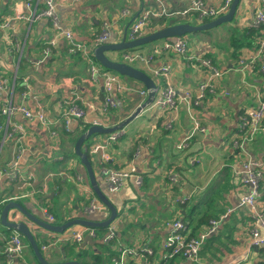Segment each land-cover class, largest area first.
<instances>
[{
  "label": "crops",
  "instance_id": "obj_1",
  "mask_svg": "<svg viewBox=\"0 0 264 264\" xmlns=\"http://www.w3.org/2000/svg\"><path fill=\"white\" fill-rule=\"evenodd\" d=\"M55 1L63 27L71 29L75 39L89 47L93 45L94 38L101 35L105 25L111 31L110 41H121L125 30L128 28L129 32L131 25L144 10L154 13L145 28V35L175 24H204L197 22L200 19L196 14L182 16L178 13L190 6V0H143L145 7L142 0ZM203 1L206 7L219 8L226 0ZM43 8L44 0H0V22L17 14L26 17L13 21L10 27L0 26V79L6 80L7 85L0 91V170L19 156V170L23 178L20 183H11L7 175L0 174V202L6 200L8 204L19 201L34 216L48 221L42 211L46 209L55 216L54 224H64L85 215L84 208L95 198L91 190L87 192L88 188H83L80 181L75 180L77 174L84 178V166L75 152L78 138L87 131L82 132L84 126L80 123L81 119H71L69 132L64 130L61 121L49 130L36 120H28L20 112L3 115L1 109L12 102L34 111L42 109L50 117L60 119L67 104L73 102L86 111V117L82 118L84 122L91 126L100 123L104 127H113L120 123L126 124L129 116L149 100L150 92L143 83L122 78L124 88L114 90L118 109L104 113L106 93L103 79L92 81L89 78L90 61L87 58L85 60L81 54H69L68 42L55 33L50 20H30L33 13ZM260 10L264 11V0H242L234 20L219 25L223 30L220 31L217 26L212 28L211 34L200 36L196 33L191 36L190 53L199 56V60H212L213 65L222 72L219 79H214L216 91L210 92L205 102L190 108L182 101L181 106L172 111L155 106L167 82L180 95L188 90L195 94L197 86L210 78L205 68H193L185 57L174 52L156 55L146 66L148 71L155 76L156 69L167 66L170 73L168 78L157 76L161 80L152 76L158 86L153 103L120 129L124 134L116 141L109 139L110 134L102 133H96L86 141L84 149L93 157L95 174L107 195H115L113 199L118 206L119 201L133 196L140 197L145 204L144 218L140 222L134 220V213L132 216L135 224L130 218L127 220L126 215L121 219L118 233L120 242L139 244L145 239L147 243L142 246L156 247V258L159 259L163 242L171 232L167 222L181 218L185 213L191 214L193 210H203L205 200L211 196L216 201L210 214L215 217L209 219L208 223L212 219H219L220 223L218 231L211 234L202 246L199 263H191L178 256L168 264H256L259 260L257 252L251 247V210L239 206L240 193L246 188L237 189L232 177L236 172H243V165L248 160L262 163V189L258 207L264 213V134H258L246 144L240 153L241 159L232 162L227 160L237 155L233 146L234 141L240 139L239 115L246 108L256 107V89L264 90V56L257 50V43L264 38V26L256 27L253 22ZM163 11L166 15H156ZM170 13L174 15H168ZM218 17L204 19L211 18L212 21ZM54 38L57 39V45L45 57L44 49ZM196 58L193 57V60ZM110 59L123 62L122 59ZM253 60L255 64L251 65ZM143 90L148 93L141 95L140 91ZM191 112L199 119L201 128L205 129L201 131L205 134L203 137L196 136V132L192 135L193 131L189 127L192 123L189 116ZM171 119H174L173 126L168 128ZM16 125L24 127L23 138L14 131ZM131 126H137V129L130 140H126ZM189 137L187 147L179 149L180 143ZM95 146L100 147V150L93 153L91 150ZM201 149L206 150L205 160L199 157ZM188 160L189 169L194 170L191 179L186 176L183 178L180 174L186 170ZM132 164L137 167V174L144 178L142 186H137L135 178L131 177L120 192H109L99 172L100 167L105 165L124 170ZM170 169H174L178 175L175 184L167 178ZM67 181L76 182L75 197L67 196L65 200L54 202L62 193L61 187L69 183ZM84 181L85 185H89L87 180ZM182 198H188L187 206L183 209L176 202ZM52 206L59 208V211ZM9 215L16 222H26L34 234H46L42 227H36L37 224L31 222L20 210L12 209ZM88 216L102 221L106 215L97 212ZM0 225L3 226L0 228V264H25L27 253L38 261L28 241L31 253L29 249L27 253L24 251L21 261L9 258L5 251L9 248L14 231L2 224L1 215ZM126 226H133L128 240ZM203 226L206 225L200 223L190 228L189 234ZM145 230L148 231L147 236H144ZM94 240L97 241L96 246L90 247L95 254L99 244L104 242L99 236ZM58 244L61 245L56 250H47L48 254L45 255L51 263L68 260L71 248H65L66 242ZM83 256L87 258L85 253Z\"/></svg>",
  "mask_w": 264,
  "mask_h": 264
},
{
  "label": "built area",
  "instance_id": "obj_2",
  "mask_svg": "<svg viewBox=\"0 0 264 264\" xmlns=\"http://www.w3.org/2000/svg\"><path fill=\"white\" fill-rule=\"evenodd\" d=\"M233 0H226L225 4L219 8L206 7L203 0H190V6L186 9L178 12L182 16H189L191 14H196L200 20H203L207 17H216L221 16L227 13L230 9ZM29 5V2H28ZM152 11L144 10L137 20L131 25L128 32V38L130 40L137 39L144 34L145 28L147 27L150 19L152 18ZM156 15H166V12L163 11L161 14ZM173 16V13L168 14ZM46 18L50 20L52 27L55 33L58 36H62L65 40L71 45L70 52L74 53L75 51H80L83 55L90 61V78L92 81H96L99 78L103 79L104 89H105V100L103 102V111L104 113H109L112 110L118 109V101L114 97V90H121L124 88L122 83L121 76L115 72L108 71L102 66H97L94 64V60L91 57L90 47L75 39L74 32L69 28H64L60 16L57 10V4L55 0H44V8L38 12L33 13L30 16V20H40ZM26 19L25 15L17 14L13 18H7L0 22L1 27H10L13 21ZM254 26L260 27L264 26V11L260 10L256 13L254 18ZM111 31L107 27H104L101 35L97 36L94 40V45L97 47L104 43H107L111 40ZM17 45V44H15ZM57 45V39L54 38L50 40L44 49V56L51 54L52 49ZM258 53L264 55V38L259 40L257 43ZM163 50H171L176 54H186L188 52V41L184 37H174L163 40ZM156 55H149L144 57L141 54H132L131 52H124L122 57L128 62H135L136 60L144 61L147 65L148 63L154 60ZM188 59L193 60V56L188 57ZM255 64V60L251 62V65ZM202 67L204 66L210 74V78L200 83L197 86L195 94L191 91H185L184 94L180 95L176 88L169 82L161 91L160 96L156 99L154 105L166 108L170 111L175 110L178 104L182 101H185L188 106H199L202 101L207 97L211 92L216 91V85L214 79L220 77L222 72L220 69L215 67L210 59L201 60ZM264 71V67H262ZM170 73V68L167 66H162L154 71L155 76H165L168 78ZM7 87L6 80L0 79V91L4 90ZM147 91H140L141 95H146ZM256 99L258 105L256 107H250L244 109L239 115L238 126H239V135L240 139L234 141V146L241 150H244L246 144L252 141L258 134H264V90L256 89ZM68 106L62 112L60 119H55L50 117L44 110L38 109L37 111L28 109L22 105H16L12 102H9L3 106L1 113L3 115H13L15 113H22L30 121H38L43 127L51 130L58 122L61 121L64 130L69 132V125L72 118L82 119L86 117V111L81 108L76 103H68ZM174 119H171L167 124L168 128H172ZM101 125L100 123H95V125ZM197 130L205 131L204 128H201L199 123L195 124V130L192 135L195 134ZM14 131L21 135V138L24 137V127L22 125H16ZM124 134V131L117 130L109 135V139L116 141L119 137ZM191 135V136H192ZM190 136V137H191ZM186 138L180 145L179 149H184L187 147ZM100 150V147L95 146L92 148L91 152L96 153ZM19 156L14 158V160L6 167L0 170V174H5L8 176L11 183H19L22 181V176L19 170ZM262 163L258 161L248 160L243 165V172H236V188L241 190L246 188L244 192L240 193L239 196V206L247 207L251 210V229H250V238L252 247H264V213L258 207V199L260 197V183L263 177ZM100 174L104 177V180L107 184L108 190L111 193L120 192L121 189L126 185L129 178L134 177L137 186H142L144 178L137 174V167L130 166L128 169H115L109 166H101L99 170ZM167 178L172 183L175 184L178 182V175L174 169H170L167 172ZM79 180V177H78ZM82 181V180H81ZM188 198L181 199V202L184 203ZM102 202L98 201L96 198H93L92 201L86 206L83 210L85 215L103 212L104 207ZM2 202H0V208ZM43 214L50 223L55 222V216L46 209H43ZM220 220H212L210 226L206 229L205 232L200 233L197 236L190 237L188 235L189 230L187 225L179 219H174L167 222V226L171 229L170 234L166 237L162 245L161 257L156 258V249L150 246H135L127 247L121 244L117 238V227L111 223L107 227V231L103 237V242L108 244L116 240V249L118 252V257L114 259L113 264H126L127 258H136L141 261L142 264H160L169 262L176 257L180 256L191 263H199L200 250L208 237L215 233L218 229ZM67 234L64 236H59L55 239L54 244L56 243H70L74 241L79 246L83 243L86 236H91L92 238L97 237L95 228H90L87 226H78L77 229L67 230ZM50 232V231H47ZM66 232V231H65ZM54 233V232H53ZM64 233V232H63ZM13 236L10 240L9 248L5 251L8 254L9 258L13 260L21 258L24 254V237L20 234L19 231H14ZM49 244L42 243V251H47ZM25 264L26 261H24Z\"/></svg>",
  "mask_w": 264,
  "mask_h": 264
},
{
  "label": "water",
  "instance_id": "obj_3",
  "mask_svg": "<svg viewBox=\"0 0 264 264\" xmlns=\"http://www.w3.org/2000/svg\"><path fill=\"white\" fill-rule=\"evenodd\" d=\"M240 1L241 0H233L230 9L227 13L219 16L218 18L210 22L201 25H193L189 23L175 24L165 27L154 33L141 36L134 40H130L128 38V28H127L125 30V33L121 41L118 42L110 41L108 43H104L102 45L95 47L94 49L95 58L102 67L110 71L116 72L122 76H126L128 78L143 83L147 87V89H149L150 98L145 104L139 106L135 110V112H133V114L129 116V119L126 120V124L120 123L113 127H104L99 124L98 125L94 124L91 127H89V129L85 133H83L76 142L75 152L84 166L83 175L85 179L89 181L92 189L98 196L99 200L109 209L110 215L108 218H105L102 221H98V219H93V217L91 216L83 215L82 217L79 216L76 219L69 220L64 224H54V223H49L48 221L42 218H38L34 216L24 206H22L20 203L16 201H11L4 206L1 212L2 224L5 227H7L9 230H13V231L17 230L20 232V234L29 242L40 264H56V263H51L46 259L44 253L39 248L38 242L36 240V235L33 233L30 226L26 222L10 221L9 212L12 209L20 210L21 212L24 213V215L28 219H30L32 222L37 224L40 228L42 227V229L46 231H51L55 233H63L65 230H68L77 225L87 226L90 228H107L117 218L118 210L114 202L111 200V198L102 189L95 174L90 155L84 149V144L88 139H90L96 133L110 134L124 128V126L127 125L130 121L138 117L141 114L142 110H145L149 104L153 103L154 99L156 98V94L158 92L157 83L154 81L152 76L126 62L113 61L108 57L106 53L108 51L113 52V51H125L129 49H136L148 45L150 43H153L154 41L164 40L174 37H182L184 35L196 33L199 31H207L224 23H230L234 20L236 16L237 8L240 5ZM142 5L143 7H145L146 5V3L143 0H142ZM96 244L97 241L94 240V238H92L91 236H86L81 246L86 247L87 245H90L92 247H95ZM58 264H81V263L78 262L77 260H67L65 262Z\"/></svg>",
  "mask_w": 264,
  "mask_h": 264
},
{
  "label": "rangeland",
  "instance_id": "obj_4",
  "mask_svg": "<svg viewBox=\"0 0 264 264\" xmlns=\"http://www.w3.org/2000/svg\"><path fill=\"white\" fill-rule=\"evenodd\" d=\"M212 18V17H211ZM211 18H208L209 20H211ZM213 18H215V17H213ZM191 20V19H190ZM201 21H203V20H200V21H197L198 23L199 22H201ZM188 22H191V23H194V22H196V21H188ZM106 26V25H105ZM221 26V25H220ZM219 26V27H220ZM108 27V26H107ZM217 28V27H216ZM214 30V29H213ZM220 31L221 30H223V27H220V29H219ZM211 31H212V29H210V31L209 30H207V32L206 31H199V32H196V33H198V35H200V36H205L206 34H211ZM196 33H192V34H187L186 35V37H184L187 41H188V52L186 53V54H178L179 56H181V57H185L186 58V60L188 61V63L189 64H191V66L193 67V68H195V69H200L201 68V60H199V56H195L194 54H191L190 53V48H189V46L191 45V36L192 35H194V34H196ZM113 52H116V54H113L112 53V51H108L107 53L109 54V57L110 58H114L115 60H120V59H122V61L123 62H126V63H128V64H130V65H132V66H135V67H137V68H139V69H141V70H143L144 72H146V73H148V74H150L151 76H154L151 72H149L148 71V69L146 68V66H147V64L144 62V61H140V60H136L135 62H128V61H126V60H124L123 59V57L121 56V55H119V51H113ZM130 52L132 53V54H141L142 56H144V57H148L149 55H151V54H153V55H157V56H160V55H163L164 53H169V52H171V50H169V51H167V50H163V40H158V41H154L153 43H150V44H148V45H145V46H143V47H140V48H136V49H131L130 50ZM190 55H192L193 57H198V58H196L197 60H188V58L187 57H189ZM120 56H121V58H120ZM94 64L95 65H97V66H101L100 65V63H97V62H94ZM91 66V65H90ZM216 67V66H215ZM155 77V76H154ZM89 78H90V76H89ZM124 79L125 77H121V79ZM155 79H157V80H161V78H157V77H155ZM216 79H219V77H216L215 78V80ZM214 83H215V81H214ZM255 88H254V86H253V89L252 90H254ZM207 100V99H206ZM206 100H204V102L206 101ZM181 103H179L178 104V106H181L180 105ZM190 108H192V106H190ZM189 116H190V119L192 120V123H193V126H192V123H191V125L189 126L190 127V129H191V131H194L195 130V124L196 123H199V119L196 117V115L194 114V113H192L191 112V114H189ZM200 124V123H199ZM136 129H137V126H131L130 128H129V131H128V137H127V139L126 140H130V138H131V136L135 133V131H136ZM205 134H203V133H201V131L200 130H197L196 131V136H198V137H203ZM229 146H232L231 144H229ZM224 153H225V151H224ZM89 155H91L90 153H89ZM205 155H206V150H204V149H201L200 150V152H199V157L201 158V159H203V160H205L206 159V157H205ZM242 156V154H237V155H235V156H233V157H231L230 159H228L227 161L228 162H232V161H235V160H239V159H241L240 157ZM90 158H92L91 160H93V157L92 156H90ZM189 160H188V164L185 166L186 167V170L184 171V172H180V174H181V177H183V178H185V176L187 177V178H189V179H191V174L194 172V170H190L189 169ZM131 166H135V165H131ZM197 166H199V165H197ZM82 172H84V170L82 171ZM75 176V175H74ZM74 176H73V178H74ZM78 177H79V180H78ZM84 179H85V177L83 178L80 174H77L76 176H75V180H77L78 182L80 181V185H82V187L84 188V187H87L88 189H90L89 188V185H85L84 184ZM82 180V181H81ZM86 180V179H85ZM67 182H69V181H67ZM262 182V181H261ZM20 183V182H19ZM88 183H89V181H88ZM90 184V183H89ZM79 185V186H80ZM75 186H76V182L75 181H73V182H69L66 186H62L61 188H62V193H60L57 197H56V199H55V201L54 202H58L59 200H65L66 199V197L67 196H71V197H75V193H74V191H75ZM92 188V187H91ZM261 189H262V185H261V183H260V191H261ZM108 196H110V198H112L111 200H113L114 201V199H113V197H115V195H112L111 196V194L109 195L108 194ZM133 197H135V196H133ZM126 200H129V199H126ZM115 202V201H114ZM120 202V204H119V206H118V204H116L118 207H120L123 203V200L122 201H119ZM116 203V202H115ZM129 204H132V200H129ZM49 205V204H48ZM50 205H51V203H50ZM102 206L104 207V210H103V212H104V214L106 215L104 218H108V210L106 209V206L104 205V204H102ZM73 206L71 205V208H72ZM52 208H54L56 211H59V208H56V207H54V206H52ZM1 209V208H0ZM129 210H132V208L130 207L129 208ZM125 215L127 216L126 217V219L127 220H129V218L132 220V215L130 214V212L128 211V210H126V212H123L122 214H121V216H118L114 221H113V225L114 226H116L117 228H118V226H120V222H121V219L122 218H124L125 217ZM9 219L11 220V221H14V220H12V218L10 217V215H9ZM32 222V221H31ZM130 223H131V221H130ZM36 227H39V226H37V225H35ZM75 227V226H74ZM0 228H3V226H1L0 225ZM127 229H128V226H126V231H127ZM32 231H34V230H32ZM44 232H46V234H39V233H35V235H36V237H37V239L39 240V242H40V244L41 243H43V242H45V243H47V244H49V247H48V251H51L52 249H54V250H56L57 249V246H59V245H61V244H58V243H56V244H54V241H55V239L57 238V237H59V236H65L66 234H67V232L68 231H66V232H64V233H53V232H47V231H45L44 230ZM24 243H25V245H24V251H25V253H27L26 251H27V249H29V252L30 251H32V250H30V247H29V244L27 243V240L25 239L24 240ZM70 243H71V245H70V248L72 247V245L75 243L73 240L72 241H70ZM88 246V247H87ZM86 247H87V249L86 250H82V249H85L86 247H82L81 245L78 247V249H77V252H76V254H78V258H75V255H73V253H69L68 254V256H67V258H68V260L69 259H78L77 261L78 262H80L81 264H92V259H93V257H94V250L93 249H91V247H90V245H87ZM48 251H44L43 253H44V256L46 255V254H48ZM31 253V252H30ZM82 253H85L86 254V256H87V258L85 257V256H81V254ZM32 255V254H31ZM65 261H67V259L65 260ZM26 263L27 264H40L38 261H36L34 258H32V257H30L29 255H28V253H27V255H26Z\"/></svg>",
  "mask_w": 264,
  "mask_h": 264
},
{
  "label": "trees",
  "instance_id": "obj_5",
  "mask_svg": "<svg viewBox=\"0 0 264 264\" xmlns=\"http://www.w3.org/2000/svg\"><path fill=\"white\" fill-rule=\"evenodd\" d=\"M242 1V0H241ZM240 1V2H241ZM211 20H209V19H203V21H201L202 23H207V22H210ZM182 37H186V35H184V36H182ZM94 40H95V38H94ZM94 40H93V45H90V49H91V57H92V59L95 61V62H97V63H99L98 61H97V59L95 58V55H94V49H95V45H94ZM169 40H170V38H169ZM67 42H68V40H66ZM70 48H71V45H70V43L68 42V52H69V54H71V55H77V54H81V56L86 60V57L83 55V53L82 52H80V51H75L74 53H71L69 50H70ZM131 49H129V50H125V51H119L121 54H123L124 52H129ZM264 56V55H263ZM213 62V61H212ZM202 68H205L204 66L202 67L201 66V69ZM206 69V68H205ZM106 70H108V69H106ZM207 70V69H206ZM108 71H110V70H108ZM116 74H118V73H116ZM118 75H120V74H118ZM121 77H125L126 78V76H122V75H120ZM128 78V77H127ZM80 123H81V125L82 126H84L83 127V130H82V132H84V131H86V130H88L89 129V127L91 126V124L90 123H86V122H84L83 121V119H81L80 120ZM85 144H86V142H85ZM85 144H84V146H85ZM233 149H234V152H235V154H240L243 150H241V149H239V148H236L235 146H233ZM87 153H88V151H87ZM89 154V153H88ZM77 156V155H76ZM84 176V175H83ZM232 179L234 180V186L236 187V177H235V175L232 177ZM233 180H232V182H233ZM89 188H90V190L93 192V194H94V196H95V198L98 200V201H100L99 199H98V197L95 195V193H94V191H93V189L91 188V186H90V184H89ZM129 200H132V204H129V200H125V201H123V204L120 206V207H117V205H116V203H114L115 205H116V207H117V210H118V216H121V214L123 213V212H126V210H128L129 212H130V214L131 215H133V213L135 214V221L136 222H140V220L141 219H143L144 218V207H145V204H144V202H142V200H141V198L140 197H138V196H135V197H130V198H128ZM183 199V198H182ZM3 202H2V206H1V209H0V215H1V212H2V210H3V208H4V206L7 204V202H6V200H2ZM215 199L213 198V197H211V196H209L206 200H205V202H204V204H205V208L203 209V210H200V209H196V210H193V211H191V214H188V213H185L183 216H180L181 218H173V219H171V220H174V219H179V220H182L186 225H187V227H188V230H189V233H190V231H191V229L194 227L195 228V226H197V225H199L200 223H203L204 225H206L204 228L203 227H199V228H197L196 230H194V233H191V234H189L188 233V235L190 236V237H193V236H197V235H199L200 233H203V232H205L206 231V229L210 226V222L213 220H210V222L208 223V221H209V219H211V218H213V217H215L213 214H210V209L212 208V206L215 204ZM19 202V201H18ZM101 202V201H100ZM176 202H177V204H178V207H180V208H185L186 206H187V202L185 201L184 203H182L181 202V199H178V200H176ZM132 208V210H129V208ZM106 209L108 210V217H109V215H110V211H109V209L106 207ZM191 209H189V211H190ZM117 216V217H118ZM133 217V216H132ZM134 220H133V218H132V223H134ZM216 220H219V219H216ZM135 224V223H134ZM133 226H135V225H133ZM132 226V227H133ZM132 227H129L128 228V232L126 233V239L128 240L129 239V236L131 235V229H132ZM191 228V229H190ZM119 229H120V227L118 226V228H117V238H118V233H119ZM95 230H96V233H97V236H99V237H104V235H105V233H106V231H107V228H95ZM217 231H218V229H217ZM216 231V232H217ZM148 231L147 230H145V235L144 236H147V233ZM9 239H10V237H9ZM166 239V238H165ZM36 240H37V242H38V245H39V248H40V250H42V244H40V242H39V240L37 239V237H36ZM147 242H146V240L145 239H142L141 240V243H139V244H124V243H122L121 242V244L122 245H124V246H127V247H135V246H137V245H140V246H142V245H145ZM70 245H71V243H67V244H65V248H69L70 247ZM78 247H79V245L77 244V243H74L73 245H72V247H71V250H70V252L71 253H73V255H75V258H78V254H76V251H77V249H78ZM155 249H156V247H154ZM30 250H31V248H30ZM82 250H84V249H82ZM254 250L257 252V254H258V257H259V260L256 262V264H264V247H255L254 248ZM157 251V250H156ZM201 252V251H200ZM84 255V253H82L81 254V256H83ZM118 257V252H117V249H116V240H114L113 242H111V243H108V244H106V243H103V244H99V246H98V250L96 251V253L94 254V258H93V263L92 264H113L114 263V259H116ZM174 260V259H173ZM172 261V260H171ZM171 261H169V262H171ZM169 262H166V263H160V264H168ZM126 264H142L141 263V261L140 260H138V259H136V258H131V257H128L127 258V263Z\"/></svg>",
  "mask_w": 264,
  "mask_h": 264
},
{
  "label": "clouds",
  "instance_id": "obj_6",
  "mask_svg": "<svg viewBox=\"0 0 264 264\" xmlns=\"http://www.w3.org/2000/svg\"><path fill=\"white\" fill-rule=\"evenodd\" d=\"M143 36H144V35H143ZM107 43H108V42H107ZM103 68H104V67H103ZM112 72H113V71H112ZM115 73H116V72H115ZM207 96H208V95H207ZM110 134H111V133H110ZM143 183H144V182H143ZM88 191H90V189H87V192H88ZM77 226H81V225H77ZM70 229H73V227L70 228ZM68 230H69V229H68ZM65 231H67V230H65ZM65 231H64V232H65ZM50 232H51V231H50ZM54 233H55V232H54ZM24 240H25V238H24ZM251 247H252V246H251ZM252 248H255V247H252ZM41 251H42V250H41ZM42 252H43V251H42Z\"/></svg>",
  "mask_w": 264,
  "mask_h": 264
}]
</instances>
